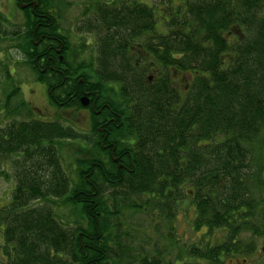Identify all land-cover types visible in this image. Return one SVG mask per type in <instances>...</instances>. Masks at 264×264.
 Returning <instances> with one entry per match:
<instances>
[{"label":"trees","instance_id":"trees-1","mask_svg":"<svg viewBox=\"0 0 264 264\" xmlns=\"http://www.w3.org/2000/svg\"><path fill=\"white\" fill-rule=\"evenodd\" d=\"M12 1L20 26L0 11V167L14 180L0 264H180L181 249L222 264L250 245L236 240L264 229V0H101L74 26L94 39L69 83L51 2ZM56 49L62 64L41 58ZM25 74L52 108L86 111L87 132L34 118ZM62 141L83 154L66 172ZM136 215L164 225L168 245L144 246ZM179 215L205 247L162 262L181 240Z\"/></svg>","mask_w":264,"mask_h":264},{"label":"rangeland","instance_id":"rangeland-1","mask_svg":"<svg viewBox=\"0 0 264 264\" xmlns=\"http://www.w3.org/2000/svg\"><path fill=\"white\" fill-rule=\"evenodd\" d=\"M100 1V0H96ZM105 1H110V0H103ZM148 3L152 2L151 0H147ZM51 2V13L54 18V20L58 24V32L62 34L64 37H66V30L68 27L70 28V35L69 37V44H70V55H71V60L72 62L77 63H82L89 61L90 55L92 54V49L91 45H87L86 49L84 51H80L81 47H83L82 43L87 42V39H85L86 36L84 34H81L79 32H75V25H82L81 22L83 19L85 20L86 18L83 17V13L87 10L90 11L91 6H93L92 2L93 0H49ZM0 11L6 15L10 14L12 15L13 18V24L20 26L22 24V14L15 7V4L13 3L12 0H3L1 5H0ZM88 17V16H87ZM82 18V19H81ZM81 19V20H80ZM74 28V32L73 31ZM91 40V39H89ZM1 58V57H0ZM24 84H22V98L25 100V102L29 105V107L32 110L33 117L38 118V119H45L48 121H52L54 119H60L64 125H66V122L68 123L69 121L74 125V127L80 131L87 132L88 129V114L84 110H76V109H70V110H56L52 108L46 98L45 91L43 90L42 86L36 85L33 83L34 81V76L31 74L24 75L23 78ZM3 122V121H2ZM58 155L60 162L62 163L63 169L68 171L70 168V164L72 161L76 158H80L83 156V154L79 151L78 146L75 143H68L66 141H62L58 145ZM4 166L0 167V170H4L6 172L5 164ZM1 172V171H0ZM12 174L9 173L8 169L6 172V175L4 173H0V207L6 206L9 202V197L11 190L14 187V180L11 177ZM263 180H264V173H263ZM61 211V214L64 216L66 215V209L63 208ZM62 216V217H63ZM134 216V215H133ZM65 218V217H64ZM66 218L64 219V221ZM63 221V222H64ZM65 226H66V222ZM133 225L134 230L137 231V233H140L141 236V241L147 242L146 247L148 246H155L156 242H160L159 246L164 248L168 244L164 240H162V237L167 233V230L163 227L161 228L162 224H153L148 217H144L142 215H136L133 218V221L131 223ZM158 227L159 229V235H156V231H154ZM166 227H168L166 225ZM173 230L179 233V236L181 240L178 241V245L174 249H170L169 253L165 254V259L162 257L161 261L164 262L166 261H172L175 259L180 252V249L182 248L183 245H189L194 243L195 246H198L200 248L205 247V241H203V236L201 237V233H193L190 232L189 227L183 222V217L179 215L177 217V220L172 224ZM126 228V227H125ZM259 231H264V229L259 230ZM155 232V233H153ZM175 232V233H176ZM145 233V235H144ZM248 231H243L240 232L237 241H240L241 243L243 242H248L250 237L248 236L249 234ZM150 238L145 239L144 236ZM143 238V239H142ZM213 239L218 238V241L216 239L217 243L215 240H213V245H219L221 243V236L218 235V233H215L212 236ZM185 240V244H184ZM264 242V238L261 239ZM156 241V242H155ZM183 241V242H182ZM216 242V243H215ZM1 244V243H0ZM264 244V243H258V245ZM145 246V245H144ZM164 250V249H163ZM182 250V256L183 258L181 259L182 262L180 264H207V262L197 260V259H188L185 255V251Z\"/></svg>","mask_w":264,"mask_h":264},{"label":"flooded vegetation","instance_id":"flooded-vegetation-1","mask_svg":"<svg viewBox=\"0 0 264 264\" xmlns=\"http://www.w3.org/2000/svg\"><path fill=\"white\" fill-rule=\"evenodd\" d=\"M94 2H92V4H96V3H100V1H96L93 0ZM27 3L21 2V5L26 7ZM34 4V3H32ZM93 6H91L92 9ZM27 8V7H26ZM29 10V8H28ZM82 19V18H81ZM80 19V20H81ZM84 20V19H83ZM66 32H68V34H66V50H63L64 53H66V80L67 83H69V73L68 70L70 68V64H71V49H70V44H69V37L68 35H70V28L68 27V29L66 30ZM74 32V28L73 31ZM85 39H87V44H89V42L93 41V36L87 34ZM91 39V41L89 40ZM51 48V46H49ZM61 48V47H59ZM58 48V49H59ZM56 49L55 50V55H50V54H45L43 53L41 56V58H57L58 59V63L62 64L63 63V55L59 54V50ZM144 53L139 54L140 57L143 56ZM45 73V69L41 70V74ZM42 86V85H41ZM249 234L248 236L250 237L248 243H250V245L248 246H244V247H236V248H232L231 249V253H229V255H227L224 258V262L223 264H264V244H260L258 245V243H264L261 239L264 238V231H248ZM239 235V234H238Z\"/></svg>","mask_w":264,"mask_h":264},{"label":"water","instance_id":"water-1","mask_svg":"<svg viewBox=\"0 0 264 264\" xmlns=\"http://www.w3.org/2000/svg\"><path fill=\"white\" fill-rule=\"evenodd\" d=\"M88 104H89V101H88V99L86 97H83V98L80 99V105L82 107H87Z\"/></svg>","mask_w":264,"mask_h":264},{"label":"bare ground","instance_id":"bare-ground-1","mask_svg":"<svg viewBox=\"0 0 264 264\" xmlns=\"http://www.w3.org/2000/svg\"><path fill=\"white\" fill-rule=\"evenodd\" d=\"M23 8H25V7L23 6ZM150 79H151V77H150V76H148V80H150ZM83 97H85V96H82L81 98H83ZM81 98H80V99H81Z\"/></svg>","mask_w":264,"mask_h":264}]
</instances>
